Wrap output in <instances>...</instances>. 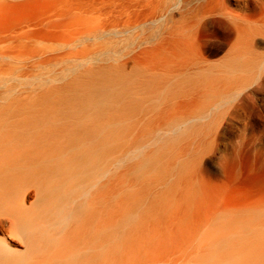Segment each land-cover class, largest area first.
<instances>
[{"label": "bare ground", "instance_id": "6f19581e", "mask_svg": "<svg viewBox=\"0 0 264 264\" xmlns=\"http://www.w3.org/2000/svg\"><path fill=\"white\" fill-rule=\"evenodd\" d=\"M11 1L0 4L23 3ZM237 34L236 43L248 31ZM164 45L179 53L166 54L161 46L156 67L87 68L17 111H0V264H264V206L220 214L196 247L186 239L189 224L168 221L176 183L138 190L140 171L165 180L167 146L195 124L176 118L164 127L171 136L148 128L139 140L130 119L157 111L163 100L210 81L216 71L198 66L189 72L198 62L186 56L185 42L173 38ZM261 58L251 48L232 52L220 66L226 88L192 111H215L230 101L238 84L253 80ZM145 141L154 145L150 152ZM127 176L133 181L125 187ZM192 191L179 193L181 206Z\"/></svg>", "mask_w": 264, "mask_h": 264}, {"label": "rangeland", "instance_id": "374dc122", "mask_svg": "<svg viewBox=\"0 0 264 264\" xmlns=\"http://www.w3.org/2000/svg\"><path fill=\"white\" fill-rule=\"evenodd\" d=\"M21 1L18 6L0 4V111H17L43 89L61 86L87 68L110 64L126 72L151 69L158 48L179 53L164 44L181 39L186 56L198 62L189 72L198 66L216 71L210 81L163 100L157 111L130 119L135 127L131 135L139 140L148 128L160 137L171 136L164 127L176 118L195 124L167 146L165 180L140 171L138 190L143 185L158 192L176 183V210L168 221L189 224L186 239L196 247L219 224L220 214L264 206V0ZM241 30L248 34L236 43ZM248 48L262 57L253 80L238 84L233 98L215 111H192L204 97L226 88L228 76L220 73V66L232 52ZM200 125L206 127L198 129ZM143 143L144 152L153 149ZM131 178L127 176L125 187ZM182 190H193L188 208L181 206Z\"/></svg>", "mask_w": 264, "mask_h": 264}]
</instances>
